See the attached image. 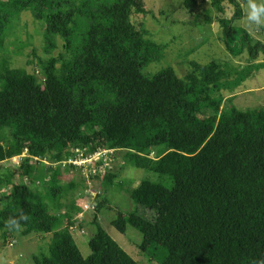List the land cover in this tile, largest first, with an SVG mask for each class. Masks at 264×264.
Wrapping results in <instances>:
<instances>
[{"label":"trees","instance_id":"trees-1","mask_svg":"<svg viewBox=\"0 0 264 264\" xmlns=\"http://www.w3.org/2000/svg\"><path fill=\"white\" fill-rule=\"evenodd\" d=\"M212 1L219 14L234 7L231 19L218 21L223 41L233 56L248 51L253 62L235 80L216 61L190 62L185 77L173 67L146 73L166 45L134 22L150 14L144 0H0V53L25 12L45 24L50 51L61 47L42 63V83L6 63L0 69V164L27 153L18 170L0 176V190L12 188L0 202V239L8 243L22 230L53 234L50 254L35 256L34 264H139L99 223L103 204L87 258L71 233L77 225L62 228L70 213H53L28 184L12 182L32 179L36 163L43 164L44 176L52 175L48 193L59 202L78 188L62 183L63 167L76 169L79 153L104 150L124 152L129 164L160 178L131 190L116 184L117 174L102 180L106 191L127 192L135 207L155 213L149 220L137 208L112 224L122 234L139 230L142 251L160 264L264 262V108L242 110L224 96L264 68V44L235 26L244 16L241 2ZM71 208L82 213L74 199ZM21 215L28 217L21 230H9L5 222Z\"/></svg>","mask_w":264,"mask_h":264},{"label":"rangeland","instance_id":"rangeland-1","mask_svg":"<svg viewBox=\"0 0 264 264\" xmlns=\"http://www.w3.org/2000/svg\"><path fill=\"white\" fill-rule=\"evenodd\" d=\"M188 1L190 0H144L150 14L136 16L134 22L148 34L150 39L166 45L162 57L152 63L145 72L153 75L165 68L173 67L180 77H185L190 62L209 64L216 61L230 72L229 80H235L239 71L253 62L248 51L238 57L233 56L223 41V29L218 21L221 18L231 19L234 15V7L229 8L224 14H219L212 0H194L196 5L193 7H187ZM237 1L242 4L244 16L240 21L235 22V26L246 30L253 38L254 44H264V24L257 26L250 23L246 18L248 0ZM58 43L62 45V41ZM47 45L45 24L37 21L31 12L22 13L14 20L6 43L1 49L0 69L2 64L6 63L12 68L34 74L42 83L45 81L41 71L42 63L51 57H57L61 52V47L50 51ZM259 58V63L264 62L263 54ZM224 96L226 104H229L232 98L233 104L242 110L264 108V68L260 71L254 70L252 77L237 90L224 91ZM4 135L5 132H0V137ZM100 152L103 155L95 154L87 158H83L79 153L78 158L73 162L76 169L63 167L66 171L61 179L62 183L66 185L75 182L78 188L72 190L67 199L62 198L63 200L59 202H55L48 193V182L52 175L44 176L43 164L36 163V172L32 179L18 176L12 179V182L28 184L34 197L47 202L53 213H70L73 220L65 218L61 220L62 228L69 227V223L77 225L72 235L84 257L88 258L92 254L89 242L96 231V226L92 222L98 213V206L103 204L98 214L99 223L110 237L139 264H160L151 254L142 251L143 234L139 230L129 226L127 232L122 234L112 224L120 213H131L138 208L134 206L128 193L118 192L117 189L106 191L102 184L103 178L110 172L118 175L116 184L125 185L126 190L136 188L144 180L157 182L160 180L159 176L129 164L124 152L105 153L104 150ZM26 156L27 153L0 164V176L7 177L13 174L21 167ZM153 157H157V153L153 154ZM96 176L98 178H93ZM11 189L10 185L3 186V190H0V202L10 195ZM73 199L76 200L77 207L82 213L72 211ZM6 203V200L3 201V205ZM58 206L61 207L60 210ZM138 211L149 220L155 219V213L149 210L139 207ZM80 231H84L85 234H81ZM53 238V234H25L22 230L8 243L0 239V264H34L35 256L50 254Z\"/></svg>","mask_w":264,"mask_h":264},{"label":"clouds","instance_id":"clouds-1","mask_svg":"<svg viewBox=\"0 0 264 264\" xmlns=\"http://www.w3.org/2000/svg\"><path fill=\"white\" fill-rule=\"evenodd\" d=\"M247 20L257 26L264 24V0H248L247 6ZM26 215H21L19 218L9 217L5 222L9 230L19 231L22 228L21 221H27ZM80 225V224H79ZM76 231L75 227L72 228L71 233ZM81 234H85L84 231H80ZM264 264V262H261Z\"/></svg>","mask_w":264,"mask_h":264},{"label":"built area","instance_id":"built-area-1","mask_svg":"<svg viewBox=\"0 0 264 264\" xmlns=\"http://www.w3.org/2000/svg\"><path fill=\"white\" fill-rule=\"evenodd\" d=\"M104 152L106 153V152H110V151H104ZM100 153H101V154H100ZM100 153H97L96 155H100V156L103 155L102 152H100ZM91 157H93V156H91Z\"/></svg>","mask_w":264,"mask_h":264}]
</instances>
